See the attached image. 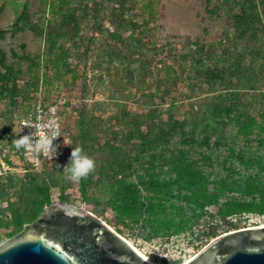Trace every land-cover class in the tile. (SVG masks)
<instances>
[{
  "label": "trees",
  "instance_id": "obj_1",
  "mask_svg": "<svg viewBox=\"0 0 264 264\" xmlns=\"http://www.w3.org/2000/svg\"><path fill=\"white\" fill-rule=\"evenodd\" d=\"M206 1L209 14L225 12L228 20L210 45L191 37L179 44L160 42L159 0H49L47 12L36 16L25 0L10 29L31 30L43 47L32 52L22 44L20 55L11 53L19 60L0 47V114L6 109L23 113L17 127L7 130L16 138L21 117L40 93L46 92L45 101L64 94L61 86L77 83L91 60L114 73L110 83L117 85L112 95L117 109L112 116H120V128L108 126L84 103L77 134L64 125L70 142L55 163L70 158L72 148L105 154L95 165L97 172L78 180L79 189L90 211H113L120 234L131 223L148 229V239L191 233L203 240L195 244L200 249L239 229L241 217L264 216V119L253 113L248 91L242 92L254 88L249 85L264 67V0ZM7 32L0 26V40ZM165 52L172 60L161 57ZM182 82L190 88L189 98L198 90L204 93L184 117L176 114L184 100L174 93ZM134 87L140 91L137 111L127 102ZM86 89L85 84L82 92ZM230 126L236 129L232 136ZM30 166L23 174L0 175V230L6 237L36 220L54 202L52 188L60 186L54 168ZM93 186L107 195L102 208L89 196ZM60 199L69 201L64 188Z\"/></svg>",
  "mask_w": 264,
  "mask_h": 264
},
{
  "label": "rangeland",
  "instance_id": "obj_2",
  "mask_svg": "<svg viewBox=\"0 0 264 264\" xmlns=\"http://www.w3.org/2000/svg\"><path fill=\"white\" fill-rule=\"evenodd\" d=\"M24 1L25 0H0V26L8 30L5 39L0 40V47L5 49L13 60L20 59V57H15L11 53L16 50L20 55L23 51L21 48L22 44H25L26 49L32 52H37L40 47H43V42H40L39 38H37L31 30L27 29L15 32L13 29H10ZM30 2L35 16L40 12L43 13L42 10H46L47 12L49 0H30ZM206 6V0H159L157 5L159 11V27L157 30L159 41L165 44L168 42H176L179 44L184 38L191 37L193 39L200 38L209 45L216 43L228 25L227 14L225 12H219L211 15L206 11ZM46 16H50V14L48 13ZM136 18L140 20V15H136ZM162 56H165L168 61L172 60L167 52L162 54L161 57ZM19 63L26 69V61L22 60L19 61ZM27 74H29V72H27ZM113 74V72H106V70L100 69L94 64L93 60H91L86 75L81 77L77 83L61 86L62 89L60 88V92L66 94L72 102V107L70 106L69 111L67 110L62 113V118L64 119V125L70 129L73 134H77L78 132L76 127L78 110L84 103H88L92 109L95 108V111L103 116L108 126H112L115 129L120 128V123L118 122L120 116H112V110L117 109L116 99L112 97L117 85L113 83L111 85L110 83V78ZM121 74H123V71ZM85 84L87 85V89L85 92H82V88ZM249 86L254 88H244L242 92L248 91L249 98L253 102V113L257 114L259 119H264V116L261 115V112L264 110V94L261 95L259 93L260 91L264 92V67L256 80ZM42 90L44 91L45 88ZM133 92L130 98L127 99V102L130 107L137 111L140 110V91H136L134 87ZM174 93L175 97L184 100L179 102V107L176 109V114L180 115V117L186 116L193 110L191 103L198 106L204 96V93L198 90L192 98H189L191 91L185 82L180 83ZM41 94L46 95V92L44 91V93L42 92ZM164 106H166V104ZM22 114L23 113H19V110L9 111L8 109L5 110L4 114H0V175L12 173L23 174L26 171V167L31 168L23 159L22 154L12 146V141L16 138V132L13 134L7 133L10 126L12 128L14 126L17 127L16 125ZM121 118L123 117L121 116ZM235 132L236 129L230 126L229 136L234 135ZM255 135L256 134H253V137H255ZM239 140L240 143L244 141L242 135ZM253 146L256 147L255 140L253 141ZM261 151L264 152V149H261ZM85 155L92 158L95 165H99L101 158L105 156V154L97 149L87 151ZM68 162L69 158L65 159L63 163L45 164L42 168L45 170L54 168L56 172L55 176L60 182V186L52 188L53 200L54 202L63 201L60 199V193L61 188H64L66 196L69 199V201L66 202H71L88 209V202L84 200L80 193L78 180L69 179L66 171L63 170ZM96 167L98 166H95L93 170L95 172H97ZM89 196L92 198V203L95 204L98 203H96L94 199L102 203L107 197L102 189L95 188L94 186L90 187ZM98 206L102 208L104 207V203L101 205L98 204L97 207ZM96 215L116 229V227L113 226L114 223H112L113 211L110 208L105 209L103 214ZM237 222L240 228L256 226L264 224V216L255 214L245 215L238 219ZM226 229H228L227 224L220 229V232ZM0 233L2 234L0 243L10 238L6 237L5 230H0ZM121 235L158 264H173L175 260L184 262L194 256L212 240L211 239L202 248L198 249L195 246L196 242L201 243L203 240L198 241V239H196L197 235H192L191 233L172 236L169 239L165 237L148 239V229H142L135 223H131L123 228V234Z\"/></svg>",
  "mask_w": 264,
  "mask_h": 264
},
{
  "label": "water",
  "instance_id": "obj_3",
  "mask_svg": "<svg viewBox=\"0 0 264 264\" xmlns=\"http://www.w3.org/2000/svg\"><path fill=\"white\" fill-rule=\"evenodd\" d=\"M0 264H153L85 207L56 201L0 243ZM180 264H264V224L225 232Z\"/></svg>",
  "mask_w": 264,
  "mask_h": 264
},
{
  "label": "clouds",
  "instance_id": "obj_4",
  "mask_svg": "<svg viewBox=\"0 0 264 264\" xmlns=\"http://www.w3.org/2000/svg\"><path fill=\"white\" fill-rule=\"evenodd\" d=\"M25 125V124H23ZM31 127H35L37 133L18 135L13 139L12 146L17 150L23 152L26 158L31 159L39 166L40 154L46 160H51L56 155L57 145L53 144V140L62 136L60 133L59 125L55 121L42 122V124H26ZM20 131L17 133L19 134ZM38 137V139H34ZM95 162L92 158L85 155L80 148H72L69 162L64 166L63 170L66 171L69 179L79 180L86 178L89 173L94 170Z\"/></svg>",
  "mask_w": 264,
  "mask_h": 264
},
{
  "label": "built area",
  "instance_id": "obj_5",
  "mask_svg": "<svg viewBox=\"0 0 264 264\" xmlns=\"http://www.w3.org/2000/svg\"><path fill=\"white\" fill-rule=\"evenodd\" d=\"M69 102V98L65 94H55L49 101H45L43 99L42 94H39V99L33 104L32 109L25 115H23L20 119L18 125V131L21 132L18 135L22 136L25 134H32L36 132L35 127L28 126L26 124H42V122L47 121H55L59 125L60 133L62 136H58L53 140V144L57 145L56 147V155L52 157L51 160H46L43 158L42 154H40L39 158V166L34 163L31 159L25 157V160L32 165L36 170H41L43 166L47 163H55L60 161L66 154V147L70 142V133L65 131V126L63 123L62 113L69 109L67 105ZM25 124V125H23ZM37 133H34V135ZM34 139H38V137H34Z\"/></svg>",
  "mask_w": 264,
  "mask_h": 264
},
{
  "label": "bare ground",
  "instance_id": "obj_6",
  "mask_svg": "<svg viewBox=\"0 0 264 264\" xmlns=\"http://www.w3.org/2000/svg\"><path fill=\"white\" fill-rule=\"evenodd\" d=\"M137 248V247H136ZM138 249V248H137ZM139 250V249H138ZM140 251V250H139ZM141 252V251H140ZM142 253V252H141ZM150 262H152L153 264H158L155 261H153L151 258H149L148 256H146L144 253H142Z\"/></svg>",
  "mask_w": 264,
  "mask_h": 264
}]
</instances>
